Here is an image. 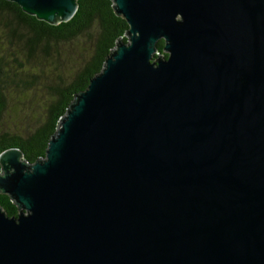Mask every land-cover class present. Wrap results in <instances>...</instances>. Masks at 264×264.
Listing matches in <instances>:
<instances>
[{"label":"water","instance_id":"obj_1","mask_svg":"<svg viewBox=\"0 0 264 264\" xmlns=\"http://www.w3.org/2000/svg\"><path fill=\"white\" fill-rule=\"evenodd\" d=\"M111 4L127 30L44 158L0 153V264H264V0Z\"/></svg>","mask_w":264,"mask_h":264},{"label":"trees","instance_id":"obj_2","mask_svg":"<svg viewBox=\"0 0 264 264\" xmlns=\"http://www.w3.org/2000/svg\"><path fill=\"white\" fill-rule=\"evenodd\" d=\"M76 5L79 11L71 22L51 26L23 14L15 4L0 0V37L9 48L0 52V125L9 90L18 88L22 92L35 87L39 83L38 68L42 67L43 75L46 61H59L60 45L82 36L89 40L72 75L58 77L57 82L47 86L40 84L48 89L49 99L32 128L20 133L0 128V153L15 148L29 165L44 158L47 143L74 95L100 72L110 46L127 30L125 22L113 14L111 0H76ZM157 46L165 57L162 41ZM0 209L6 217L16 216V208L4 195H0Z\"/></svg>","mask_w":264,"mask_h":264},{"label":"rangeland","instance_id":"obj_3","mask_svg":"<svg viewBox=\"0 0 264 264\" xmlns=\"http://www.w3.org/2000/svg\"><path fill=\"white\" fill-rule=\"evenodd\" d=\"M89 44L88 38L82 36L67 45L59 46V61L51 60L38 68V84L33 88L20 92L18 88L11 89L6 98V108L0 128L4 131L20 133L35 125V120L41 117L48 100V89L45 87L57 82L58 77L63 78L72 75L78 68L80 55ZM8 46L0 37V52L8 51ZM45 84V86H40Z\"/></svg>","mask_w":264,"mask_h":264}]
</instances>
